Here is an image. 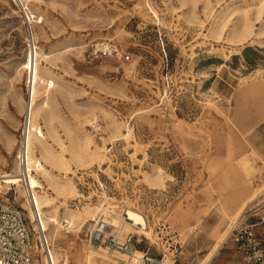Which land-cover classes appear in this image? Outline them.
Segmentation results:
<instances>
[{
	"label": "rangeland",
	"instance_id": "rangeland-1",
	"mask_svg": "<svg viewBox=\"0 0 264 264\" xmlns=\"http://www.w3.org/2000/svg\"><path fill=\"white\" fill-rule=\"evenodd\" d=\"M28 7L39 51L48 55L39 59L54 82L50 98L58 135L69 145L67 131L77 138L90 134L92 121L104 123L101 136L91 142L101 148L102 158L74 163L67 175L77 187L75 196L57 197L37 174L41 190L57 197L52 208L61 216L85 206L101 208L79 228H62L65 237L58 246L69 264L127 259L118 250L105 257V245L95 242L92 230L101 213L122 224L117 216H126L128 208L149 223L148 231L123 229V235L136 233L137 250H148L163 264H205L219 236L263 186L264 153L254 141L256 129L242 125L251 108L235 114L241 90L264 86L259 0H29ZM246 9L258 34L240 41L232 36L233 24ZM28 32L15 1L0 0V171L17 168L18 174L30 74L21 66L30 52ZM104 41L131 59L97 57L95 49ZM38 96L45 98V92ZM37 123L45 130L42 118ZM112 123L120 133H113ZM245 168L251 174L247 181ZM158 174L161 185L154 182ZM23 187L5 186L0 195L22 207L31 221ZM259 219L242 217L236 228ZM254 232L264 249V224ZM235 234L236 229L212 264L242 263Z\"/></svg>",
	"mask_w": 264,
	"mask_h": 264
},
{
	"label": "bare ground",
	"instance_id": "bare-ground-1",
	"mask_svg": "<svg viewBox=\"0 0 264 264\" xmlns=\"http://www.w3.org/2000/svg\"><path fill=\"white\" fill-rule=\"evenodd\" d=\"M257 18L264 23V0H259ZM229 20L230 19L225 22V27L228 26ZM233 25L234 27L232 36L237 37L240 41L249 39L252 35L258 34L257 32H255L254 23L251 18L249 9H246L244 11V16L243 18H241V21L238 20ZM37 56L38 58L36 59V61H31L29 56H26V59L21 66L23 69H25V71H28L30 73L29 78L31 79V82H33L32 100H36L34 108V119H36L35 121L37 122L39 121V118H42L45 130L42 131V135H39L37 131L33 133V137L30 143V173L29 177L26 178L27 184L24 185L22 183V178L21 175L17 173V168L14 171L3 170L0 171V191L2 190L1 188H4L5 186L11 188V185H16V187L19 188L24 185L25 189L23 187L22 190L26 193V195H34V201L32 200L30 195V200L27 197L26 208L30 212V217L34 222L33 224L35 228H43L45 230L52 258L55 264H69V261H67V254L58 246V243L62 240L63 237H65V233L62 231V228L65 226L70 229H75L76 227L79 228L80 226H82L81 223L88 220L89 217H93L95 213L101 210V208H99L98 206H85L77 212L69 211L67 214L65 213L64 216H61L58 213L57 207L53 206L52 208V205L54 199L57 197H64L65 199H67L68 197H73L78 193L75 184L70 179H67V175L72 170L73 164H91L96 160H100L102 158L101 153L103 152L100 150L101 148H97L98 146L94 148L91 146V142L94 137L90 134L86 133L85 135L74 138L71 134V132H73L72 129L67 131V133L69 134V145H67L62 137L58 135V130L55 126V122L57 120V112H55V110L53 109L51 103L52 99L50 98L51 87L54 82L51 79L50 72L42 68V64L40 63L39 59V56H46L48 58V55L45 54L43 50H37ZM42 90L43 92H45V98L38 96ZM37 96L39 98H37ZM95 117L96 115L92 114L89 120L91 121V119ZM111 126H114V134L121 132L118 124L112 123ZM50 137H53L55 139L59 147L62 149L61 151H58L51 146V144L49 143ZM56 169L59 172H65L66 174L64 176L55 174L54 172L56 171ZM38 173H40L44 177L47 184H49V188H52L54 190V192L57 194V197L50 196L45 190H41L44 188V184L39 180L40 177H38ZM249 175H251L249 169L245 168V181L249 179ZM154 182L155 184L159 185L163 184V178L161 174H158ZM249 206L250 204L245 208L240 217L236 220L235 224L231 226L226 233L219 236L217 246L208 256L205 264L213 263L220 249L224 247L225 244L230 240V237L233 236L234 229L240 222L244 212L248 209ZM127 210L129 211L130 215L134 219H136V223L126 220L122 213L117 216L120 221H122V224L120 222L117 223V220L115 218L109 219L108 217H105L103 213H101L102 215L99 219V224L104 221L106 224L114 227L113 232L118 231L119 233H124L123 229L125 228V226H128L133 230H135L136 228H139L143 231L149 230V223L144 214L132 208H128ZM38 216L40 219L38 218ZM138 221L142 223L145 222L146 226L138 225ZM69 231L70 230H68L67 232ZM137 252L139 253L140 250H137ZM120 253L127 254L126 252ZM103 254L105 257L114 256L112 255V252L107 251V249ZM86 259H89V256ZM165 262L167 263V260H165Z\"/></svg>",
	"mask_w": 264,
	"mask_h": 264
},
{
	"label": "built area",
	"instance_id": "built-area-1",
	"mask_svg": "<svg viewBox=\"0 0 264 264\" xmlns=\"http://www.w3.org/2000/svg\"><path fill=\"white\" fill-rule=\"evenodd\" d=\"M14 1L22 11L28 24L29 58L31 61H36L39 42L36 39L32 25L34 18H31L32 13L29 11V0ZM125 53L117 44L111 41L101 42L95 49V55L100 58L124 56L126 60L131 59V54L129 52ZM32 86L33 82L28 77V101L23 115L16 152L20 169L19 174L24 185L27 184L26 178L29 177L30 173V143L33 133L37 131L39 135H42L43 131L42 125L34 119L36 100H32ZM88 127L94 138H99L104 131V123L100 119L92 121ZM30 196L34 201V195L31 194ZM125 213L126 220H132L136 223L135 219L130 217L128 210ZM244 213V218L248 219L250 216L258 215L260 219L258 222L247 224L240 229L235 228L237 230L235 238L243 257L241 264H263L264 249L262 241L254 232V228L264 224V181L261 190L256 194ZM100 217L101 215L96 219L92 230L95 242L97 244L103 243L110 252L118 250L126 252L128 255L127 259H119L115 264H163V259H159L148 250L137 252L136 242L139 239L136 237V233L128 232L125 235L118 231H115V233L113 232L114 227L104 221L99 224ZM33 223L32 219L30 221L24 213L22 207L8 203L0 195V264H55L45 230L35 228ZM137 224L143 226L142 223ZM93 236L91 239H93ZM38 251L41 253L42 262L37 254Z\"/></svg>",
	"mask_w": 264,
	"mask_h": 264
},
{
	"label": "crops",
	"instance_id": "crops-1",
	"mask_svg": "<svg viewBox=\"0 0 264 264\" xmlns=\"http://www.w3.org/2000/svg\"><path fill=\"white\" fill-rule=\"evenodd\" d=\"M236 116L242 114L243 107H250L248 119L242 120L244 127H255V143L264 153V86L256 85L240 91L235 101ZM243 119V118H242Z\"/></svg>",
	"mask_w": 264,
	"mask_h": 264
},
{
	"label": "water",
	"instance_id": "water-1",
	"mask_svg": "<svg viewBox=\"0 0 264 264\" xmlns=\"http://www.w3.org/2000/svg\"><path fill=\"white\" fill-rule=\"evenodd\" d=\"M129 214H130V213H129ZM130 217L133 218L131 215H130ZM133 219H134V218H133ZM135 221H136V219H135ZM138 223H142V222L138 221ZM142 224H143V226H146L145 222L142 223Z\"/></svg>",
	"mask_w": 264,
	"mask_h": 264
}]
</instances>
